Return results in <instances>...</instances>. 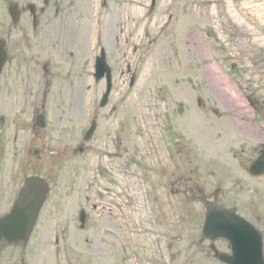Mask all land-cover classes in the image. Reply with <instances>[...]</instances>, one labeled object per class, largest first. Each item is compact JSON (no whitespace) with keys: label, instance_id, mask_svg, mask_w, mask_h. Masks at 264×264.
<instances>
[{"label":"rangeland","instance_id":"obj_1","mask_svg":"<svg viewBox=\"0 0 264 264\" xmlns=\"http://www.w3.org/2000/svg\"><path fill=\"white\" fill-rule=\"evenodd\" d=\"M0 1V6H4L0 11V36L4 38L12 26L6 2H17L21 9H26L30 3L43 6V0ZM96 1L52 0L50 22L43 19L42 28L52 40L44 42L42 39V46L49 50L57 48V36L65 34L66 51L73 49V44H79L83 49L80 51L83 58H88L90 51L93 53L92 44L97 29ZM56 7H60L59 15L55 14ZM132 10L137 11V15H133ZM146 12L148 16H145ZM101 17L105 25L104 47L115 77V91L109 106L121 108V118L129 115L127 128L130 131L127 130L126 135L130 134L131 142L128 138L129 141L119 152L113 149L114 145H103L107 142V131L118 127L120 117L105 121L100 127L102 132L98 133L99 144L106 148L103 149L105 154L91 158L92 169L96 166L98 170L95 168V172L85 174L84 164H81L76 151L88 120L96 111L97 96L104 92V85L101 83L97 87L87 71L82 79H73H77L73 86H67L70 79L65 82L63 79L72 75L71 62L75 56L72 51L64 54L58 49L50 59L49 77L53 85L49 96L54 98L60 88V95L53 100L57 110L52 109L51 123L54 129L56 127L63 131L55 129L47 138L51 151H59V154L47 161L28 158L26 150L29 142L21 136L18 159L12 161L13 145L7 143L8 156L3 161L5 189L19 190L24 177L31 173H39L52 183L51 206L44 214L37 234L49 236L51 241L55 235L66 236L63 242L66 250L60 249L66 259L76 257L71 253L79 245L76 243L75 249H69V236L76 235L90 240L86 247L80 248L89 253L91 250V254H94L92 260H85L86 264H192L193 261L188 260L193 258L189 251H194L192 249L196 245L192 244L189 236L199 234L203 204L197 199H189V196L184 199L181 193L175 195V185L166 182V178L174 182L179 159L177 148L182 149L185 155L193 148L187 142L178 144L175 123L165 120L170 112H175V107L180 110L181 103H184L189 110L179 120L183 123L186 138L196 147L197 159L208 165L212 164L213 159H218V155L224 154L225 158L221 157L216 164L219 165L218 169L231 166V142L236 141L234 150L244 158L247 156L248 160L252 159L248 156L252 155L251 150L257 148L261 151L264 148L263 112L255 114L237 85L243 81L244 86L256 92L260 102L264 103V0H155V4L153 0H107L106 12ZM29 21V12H24L12 40L22 49L20 56L17 53L18 59L40 70L47 56L31 58V52L24 48V42L30 40L26 31L28 28L32 31ZM22 31L25 33L20 36ZM125 41L129 43L124 47ZM173 49L175 57L171 60L172 67H165ZM177 53L180 54L179 59H183L179 83H175ZM231 64L238 66L236 72ZM127 67H130L131 75L125 72ZM134 76L137 83L129 89L130 79ZM188 78L195 81L204 95L212 98V106H217L226 114L222 123L213 124V129L195 119L185 122L186 118L192 116L193 110L190 109L196 108L193 94L185 92L189 91L185 86ZM170 85L173 88L170 89ZM22 86L23 82L19 80L18 91H22ZM70 88L75 90V94L69 97ZM34 90H42V83L38 79L34 83ZM243 113L245 121L242 119ZM10 118H21V114L12 111ZM7 129L6 124H0L1 138ZM219 132L224 136L215 145L213 136ZM28 159L31 164L26 163ZM144 164L153 167L152 171L148 172ZM3 176V169H0V187ZM159 178H163V181H159ZM154 180L158 183V192L155 191L157 184ZM201 180L193 181L199 183L201 195L203 192L210 193L213 190L210 179L205 177ZM134 184H137L139 194L145 199L144 212L138 211L141 196L137 197ZM249 185L245 180V191L250 192L248 198L253 194ZM254 189L256 194L253 195H258V201L263 203L264 177ZM145 190L151 193L153 206H157L155 218L158 221L160 206L162 224L154 221ZM80 207L90 215L87 230L80 229ZM244 207L246 211L250 206ZM259 207L264 216V206ZM182 208L186 209L184 213ZM187 209H192L193 217ZM258 223L264 228L262 222ZM164 231L172 236L180 235L174 243L175 251L180 250V255L176 254L175 257L172 254V262L168 260L170 251L165 253L170 243L162 234ZM50 245L47 250L54 253L55 245L53 242ZM34 256L39 262V255ZM86 256L83 255L84 258ZM136 257H142L141 262Z\"/></svg>","mask_w":264,"mask_h":264},{"label":"water","instance_id":"obj_2","mask_svg":"<svg viewBox=\"0 0 264 264\" xmlns=\"http://www.w3.org/2000/svg\"><path fill=\"white\" fill-rule=\"evenodd\" d=\"M38 186H40V184L36 182L29 184L27 190H25L21 195L20 203L33 202L34 201L33 190H34V187H38ZM25 207L28 210H30L32 214L31 219L28 220L27 218V221L25 220V213H24ZM19 211H20L19 228H20V231L23 232L22 235H27L26 231H29L31 229L34 218H35V208L34 206H20ZM0 230H4V223L0 224Z\"/></svg>","mask_w":264,"mask_h":264},{"label":"flooded vegetation","instance_id":"obj_3","mask_svg":"<svg viewBox=\"0 0 264 264\" xmlns=\"http://www.w3.org/2000/svg\"><path fill=\"white\" fill-rule=\"evenodd\" d=\"M12 254L8 252H0V264H12Z\"/></svg>","mask_w":264,"mask_h":264},{"label":"bare ground","instance_id":"obj_4","mask_svg":"<svg viewBox=\"0 0 264 264\" xmlns=\"http://www.w3.org/2000/svg\"><path fill=\"white\" fill-rule=\"evenodd\" d=\"M134 14L137 15V11H134ZM133 189H134V191L136 192L137 197L140 198L139 188H138L137 184H134V185H133ZM140 206H141L142 208H143V206H144V204H143V202H142L141 200H140Z\"/></svg>","mask_w":264,"mask_h":264}]
</instances>
